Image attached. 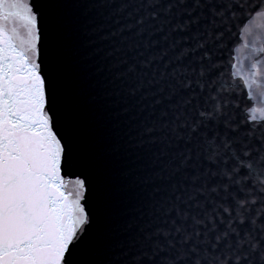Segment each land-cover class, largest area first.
Returning <instances> with one entry per match:
<instances>
[{
  "label": "snow or ice",
  "instance_id": "6c2138e0",
  "mask_svg": "<svg viewBox=\"0 0 264 264\" xmlns=\"http://www.w3.org/2000/svg\"><path fill=\"white\" fill-rule=\"evenodd\" d=\"M103 7L0 0V264H264V0L121 6L85 81Z\"/></svg>",
  "mask_w": 264,
  "mask_h": 264
}]
</instances>
